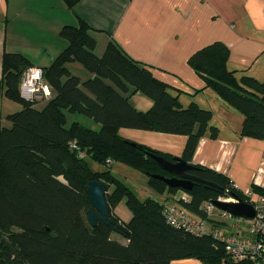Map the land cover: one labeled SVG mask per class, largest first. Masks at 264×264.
Wrapping results in <instances>:
<instances>
[{
    "label": "trees",
    "instance_id": "16d2710c",
    "mask_svg": "<svg viewBox=\"0 0 264 264\" xmlns=\"http://www.w3.org/2000/svg\"><path fill=\"white\" fill-rule=\"evenodd\" d=\"M81 0H65L73 8ZM88 22L67 24L61 35L67 46L51 65L44 67L53 95L43 106L22 97L20 82L33 61L21 52L6 51L3 58L4 94L23 105L5 118L0 113V264H170L194 258L202 264H264V259L235 260L225 244L211 233L194 234L169 223L165 202L140 198L112 172L122 162L149 177L160 194L168 193L177 204L208 218L204 206L221 196L249 201L250 197L225 173L195 164L193 171L216 186L196 182L191 190L172 187L155 174H166L152 154L175 156L123 137V127L181 134L188 137L182 158L192 163L201 138L208 132L213 111L192 102L184 106L179 94L157 78L143 62L135 60L111 41L103 55ZM230 47L215 41L194 52L188 63L244 116L242 136L264 138V80L228 67ZM81 62L94 73L84 81L73 74L70 62ZM141 92L153 101L139 110L130 96ZM77 115L91 118L100 129L84 125ZM89 159L107 166L94 170ZM106 189L110 206L108 222L93 225L90 182ZM264 194V188L253 186ZM184 193L188 197L184 196ZM126 200L129 221L116 213ZM114 227L127 239L112 237ZM264 240V232L256 234Z\"/></svg>",
    "mask_w": 264,
    "mask_h": 264
},
{
    "label": "crops",
    "instance_id": "0c3cea01",
    "mask_svg": "<svg viewBox=\"0 0 264 264\" xmlns=\"http://www.w3.org/2000/svg\"><path fill=\"white\" fill-rule=\"evenodd\" d=\"M80 18L93 29L98 55H103L109 43L114 41L135 60L145 63L157 78L168 83L171 91L179 94L184 106L196 102L203 108L211 109V124L218 128V134L212 137L208 131L201 138L192 163L225 173L249 197L259 196L253 191V186L264 188V138L241 135L244 114L214 89L206 87L205 80L188 60L204 46L223 41L230 47V69L237 70L239 77L248 74L264 80V0H81L73 8L65 0H0L2 124L10 125L5 117L23 107L4 94L5 52H21L33 61L34 66H49L67 46L66 39L61 35L62 28L67 24H78ZM42 41L49 42L51 47L44 46ZM71 64L74 63H68L69 69L82 81L94 76V73L81 67L78 69L84 74L74 72ZM130 101L143 111L153 105V101L141 92L132 94ZM45 102L39 101L37 106L41 107ZM80 116L75 119L94 129L101 128L91 118L84 116L79 119ZM120 134L175 157L182 156L188 141L186 135L129 127L121 128ZM90 160L94 170L107 169L106 165ZM113 166L112 172L121 179L124 176L141 179L145 198L177 203L168 193H158L149 184L145 173L129 169L126 165L117 170ZM184 196L188 195L184 193ZM121 205L120 202L115 211L123 219V210H119ZM129 214L131 218L132 212ZM206 222L209 230L216 227L237 231L228 225V219L223 218L219 210H214ZM241 226V234H251V221L244 219ZM112 237L127 242L116 231ZM170 264L202 263L194 258H183Z\"/></svg>",
    "mask_w": 264,
    "mask_h": 264
},
{
    "label": "built area",
    "instance_id": "2783aa9c",
    "mask_svg": "<svg viewBox=\"0 0 264 264\" xmlns=\"http://www.w3.org/2000/svg\"><path fill=\"white\" fill-rule=\"evenodd\" d=\"M20 91L23 98L32 102L47 101L53 95V88L45 78L44 69L38 66H31L23 73ZM218 199L239 201L237 197L232 196H221ZM249 202L254 205L256 216L248 219L233 215L229 211L217 207L213 200L207 201L204 206L208 215L218 208L221 216L228 219V225L236 228L237 231L222 230L216 227L209 230L205 219L194 217L188 209L177 203L165 202V214L169 223L174 226L185 228L194 234H213L223 241L227 253L235 260L244 258L264 259V240L256 237V234L264 232V194L251 196ZM244 219L251 221L250 235L240 233L242 229L241 222Z\"/></svg>",
    "mask_w": 264,
    "mask_h": 264
},
{
    "label": "water",
    "instance_id": "95a60500",
    "mask_svg": "<svg viewBox=\"0 0 264 264\" xmlns=\"http://www.w3.org/2000/svg\"><path fill=\"white\" fill-rule=\"evenodd\" d=\"M160 166L166 170L171 176L166 174H155L167 182L169 186L180 187L185 190H191L196 182H202L207 185L216 186L215 182L206 180L196 175L193 171L196 169L194 163H189L182 157H175L173 160L168 159L162 155L152 154ZM91 199L94 209L89 211V220L93 225L98 222H108L110 214V206L107 201L106 189L98 181L90 182ZM215 205L221 209L229 211L231 214L243 217L254 218L256 216V209L249 201L239 199L238 202L223 201L220 199L213 200ZM114 231L120 233V227H114Z\"/></svg>",
    "mask_w": 264,
    "mask_h": 264
},
{
    "label": "rangeland",
    "instance_id": "374dc122",
    "mask_svg": "<svg viewBox=\"0 0 264 264\" xmlns=\"http://www.w3.org/2000/svg\"><path fill=\"white\" fill-rule=\"evenodd\" d=\"M41 44H43L44 46H46V47H51V45L49 44V42H45V41H42L41 42ZM64 50V49H63ZM43 52H44V54H45V49L43 50ZM74 64H71V69L74 71V72H77L78 74H84V72H82L80 69H78L79 67H81V69H87L85 66H84V64H82L81 62H77V61H75V62H73ZM82 76H84V75H82ZM81 118H79V119H82L84 116H80ZM90 160V159H89ZM91 161V160H90ZM93 161V160H92ZM99 163V162H98ZM114 163V162H113ZM122 165H126V164H124V163H122V162H118V163H116L114 166H113V169L114 170H117V168L118 167H121ZM123 167V166H122ZM125 167H128L129 169H134V168H132V167H130V166H128V165H126ZM112 168V167H111ZM145 175V174H144ZM122 179H123V181L125 182V180H126V184L138 195V197H140V198H145V193H144V191H143V186H144V182L143 181H141V179H139V178H137V177H134V176H124V177H122ZM121 206H119V210H123L122 211V218H123V220L124 221H129L130 220V212H131V210H130V208L128 207V205H127V203H126V200L124 199L123 201H121ZM216 210H218V208L217 209H215V211ZM129 211V212H128ZM124 213H126V216L124 215Z\"/></svg>",
    "mask_w": 264,
    "mask_h": 264
}]
</instances>
